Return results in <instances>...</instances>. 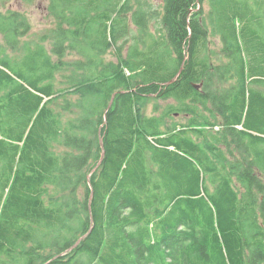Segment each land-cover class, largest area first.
I'll list each match as a JSON object with an SVG mask.
<instances>
[{"label":"trees","instance_id":"1","mask_svg":"<svg viewBox=\"0 0 264 264\" xmlns=\"http://www.w3.org/2000/svg\"><path fill=\"white\" fill-rule=\"evenodd\" d=\"M48 11L14 58L32 24L0 11V264H264V0Z\"/></svg>","mask_w":264,"mask_h":264},{"label":"rangeland","instance_id":"2","mask_svg":"<svg viewBox=\"0 0 264 264\" xmlns=\"http://www.w3.org/2000/svg\"><path fill=\"white\" fill-rule=\"evenodd\" d=\"M153 1H155L157 4L161 2V0H153ZM48 5H49V0H34V2H32L31 4H25L21 0H0V11L1 12L5 13L8 10L24 12L25 14H27L32 24L31 32L19 41V49L14 52L11 50L7 51V54L9 56L14 58V57H18L22 55L25 49V46L27 44L44 43L47 49L51 50L50 49L51 39L48 38L47 36H50V33L52 29L55 28L56 23L54 19L50 17L49 15ZM205 8L208 9V6H205ZM155 24L156 22H153V27H152L153 30H155L154 28ZM130 30L132 32H130L128 36H126L125 38L119 41L120 45L127 43V47H128L133 41L134 34H137L139 32L138 29L134 25H131ZM0 44L4 48L7 45L5 38L1 34H0ZM80 57L81 56L74 54L73 59L77 60ZM105 61L107 63L109 62L116 63L117 57L114 53H109L107 56H105ZM257 89L264 91L263 87H257ZM172 102L173 101H169L168 103H172ZM154 103H155V100L149 101L147 109H146L147 115L153 114ZM168 103H165L161 100L159 101V104H161L162 106ZM186 119L187 117L185 115L176 116V120H178L179 122H185Z\"/></svg>","mask_w":264,"mask_h":264},{"label":"water","instance_id":"3","mask_svg":"<svg viewBox=\"0 0 264 264\" xmlns=\"http://www.w3.org/2000/svg\"><path fill=\"white\" fill-rule=\"evenodd\" d=\"M185 60H186V58H185ZM183 69H184V63L182 64V66H181V68L179 70V73L176 75V77L173 80L168 82V85L174 83L179 78V76L181 75ZM193 86L195 88H199L200 85L194 84ZM114 97H115V95L113 96L112 101H111L108 109L111 108V106L113 104V101H114ZM100 143H101V146L103 148L102 158H101V162H100V164H101L103 162V160H104V157H105V150H104V143H103L102 139H100ZM93 196H94V193L92 192L91 197H90V204H89L90 210H91V201H92ZM92 230H93V219L91 220V228H90L89 232L78 240L76 246H78L85 238H87V236L92 232Z\"/></svg>","mask_w":264,"mask_h":264}]
</instances>
